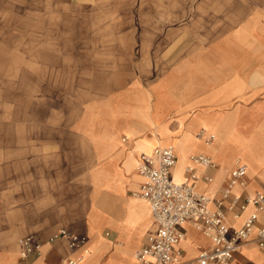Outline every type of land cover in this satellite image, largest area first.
<instances>
[{
	"label": "crops",
	"instance_id": "crops-1",
	"mask_svg": "<svg viewBox=\"0 0 264 264\" xmlns=\"http://www.w3.org/2000/svg\"><path fill=\"white\" fill-rule=\"evenodd\" d=\"M161 1L128 9V27L110 24L119 39L127 31L134 53L112 56L120 65L102 79L106 89L68 119L54 156L37 166L34 153V165L18 167L23 177L2 190L0 264H64L67 240L48 243L61 230L88 239L80 264H135L155 230L139 196L137 158L156 147L175 148L174 180L188 179L191 156L213 157L217 168H196L197 190L207 196L220 195L239 166L246 176L244 186L233 187L235 196L244 200L264 187V0ZM47 50L41 55L58 53ZM74 174L87 176L84 187L69 181ZM252 211L238 208L229 223L241 227ZM258 216L264 226V210ZM184 230L182 262L212 248L192 224ZM28 236L43 242L42 254L22 261L20 241ZM234 264H264V251L251 242Z\"/></svg>",
	"mask_w": 264,
	"mask_h": 264
},
{
	"label": "rangeland",
	"instance_id": "rangeland-1",
	"mask_svg": "<svg viewBox=\"0 0 264 264\" xmlns=\"http://www.w3.org/2000/svg\"><path fill=\"white\" fill-rule=\"evenodd\" d=\"M150 2L162 1L0 0V194L23 177L18 167L34 165V153L37 166L54 156L68 119L106 89L102 79L120 65L112 56L134 53L127 31L119 39L110 24L128 27V9ZM48 47L56 56L41 55ZM86 180L74 174L69 181L81 188Z\"/></svg>",
	"mask_w": 264,
	"mask_h": 264
},
{
	"label": "built area",
	"instance_id": "built-area-1",
	"mask_svg": "<svg viewBox=\"0 0 264 264\" xmlns=\"http://www.w3.org/2000/svg\"><path fill=\"white\" fill-rule=\"evenodd\" d=\"M213 140L210 136L206 142ZM125 137L123 142H128ZM191 165L186 169L188 179L177 182L172 173L178 158L173 146L156 147L149 153H142L137 158L136 171L141 177L139 196L150 206L155 230L146 240L144 246L134 256L135 264H234V256L247 244L254 242L264 251V226H257L259 212L264 210V187L256 194L242 200L233 194L236 184L244 186L245 166L234 168L230 172V180L217 196H207L197 190L201 177L197 166L205 170L217 168L213 157L200 154L190 157ZM204 180L212 182L210 176ZM252 211L244 224L234 228L229 223V216L238 218L239 208ZM192 226L205 234L212 242L210 250H200L197 258L190 262H182L179 249L186 234L184 226ZM255 232V238L251 236ZM65 239L71 255L64 264H80L84 255L89 252L88 239L79 234L61 230L50 237L48 243L53 244ZM20 258L22 261L31 256H41L43 242L33 236L20 241Z\"/></svg>",
	"mask_w": 264,
	"mask_h": 264
},
{
	"label": "bare ground",
	"instance_id": "bare-ground-1",
	"mask_svg": "<svg viewBox=\"0 0 264 264\" xmlns=\"http://www.w3.org/2000/svg\"><path fill=\"white\" fill-rule=\"evenodd\" d=\"M175 181H177V182H181V181H183V180H177V179L175 178Z\"/></svg>",
	"mask_w": 264,
	"mask_h": 264
}]
</instances>
